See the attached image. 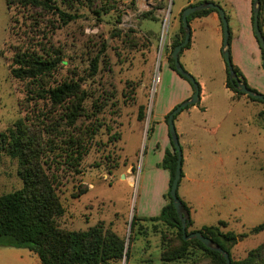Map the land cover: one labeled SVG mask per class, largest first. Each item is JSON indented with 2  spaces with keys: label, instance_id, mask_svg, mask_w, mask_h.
Here are the masks:
<instances>
[{
  "label": "rangeland",
  "instance_id": "374dc122",
  "mask_svg": "<svg viewBox=\"0 0 264 264\" xmlns=\"http://www.w3.org/2000/svg\"><path fill=\"white\" fill-rule=\"evenodd\" d=\"M62 1L59 5L75 14L68 23L54 13L34 11L36 20L16 4L0 0V132L21 119L43 140L51 137L66 146L70 133L83 139L88 151L77 166L66 157L45 156L49 172L58 175L57 191L66 208L58 218L60 226L87 230L104 223L125 239L128 264H162V251L179 245L178 229L163 221L138 219L130 240V224L144 200L138 172L147 168L148 158L158 159L147 136L151 111L157 110L160 96L168 94L167 56L174 37L181 36L177 10L186 0ZM28 41L53 44L60 61L47 84H76L74 94L57 101L38 91L36 82L11 74L14 46ZM157 71L160 81L155 85ZM236 96L248 102L235 104L236 124L231 116L223 120L225 111L217 105L201 108L194 117L204 128H191L188 143L180 142L185 167L190 164L199 175L191 193L194 202L184 201L198 223L224 220V230L247 233L231 247L235 259L263 244L254 263L264 264V229L250 233L264 222V103L246 94ZM140 104L145 106L143 120L138 119ZM75 105L80 115L73 124L67 113ZM186 110L177 116L187 118ZM18 168L17 159L0 153V195L23 185ZM128 168L132 185L120 173ZM83 188L88 191L74 197ZM25 250L29 264H43L34 251Z\"/></svg>",
  "mask_w": 264,
  "mask_h": 264
},
{
  "label": "trees",
  "instance_id": "16d2710c",
  "mask_svg": "<svg viewBox=\"0 0 264 264\" xmlns=\"http://www.w3.org/2000/svg\"><path fill=\"white\" fill-rule=\"evenodd\" d=\"M200 2L202 1H197L190 5ZM59 3L61 4L63 1L7 0L8 6L16 4L17 7L22 8L21 11L23 13L29 12L35 18L37 16L33 13L34 11H36L35 13H54L59 16L63 23H68L75 18V14L65 10ZM182 10L179 12L181 36L177 35L174 37L167 56L169 66L175 71L172 51L175 45L184 40L185 36V30L182 25ZM209 11L218 10L215 8L197 10L188 16V20L190 21L193 17L204 15ZM263 23L264 0H259V24L261 28ZM190 44L191 39L184 48ZM59 61V52L53 48V44H50V41H41L39 46L30 45L29 41L23 42V44L14 46L13 54L10 57V72L15 78L29 79L36 82L38 91L48 92L54 100L62 101L64 96L74 94L77 90L76 84L72 83L63 82L57 86L47 84L48 79L57 69ZM232 65L239 79L249 88L258 92L250 87L243 72L233 63ZM262 65L264 67V61ZM226 71V85L235 95H243L244 93L237 88L235 81L230 79L228 67ZM250 98L264 103L260 99ZM169 113L166 115V119ZM79 115L77 105L67 113V117L70 118L73 124L76 123ZM176 116L177 114L174 119ZM144 118L145 106L140 104L138 119L143 120ZM151 129L152 126L150 125L147 136H149ZM67 138L66 146L56 144L51 137L43 140L41 135L31 133L21 119L13 126L7 128L6 131L0 132V153L5 152L13 159L18 160V174L23 182L20 188L0 195V245L27 247L38 255L43 264H123L124 259L125 264H128L130 257L129 246H126L125 239L114 232L111 226L105 227L104 223H99L87 230H68L62 228L58 222V218L65 213L66 208L57 191L59 184L58 175L56 172H49L46 167L45 156L50 154L52 155L51 158L57 157V155L66 157L71 165L77 166L83 155L88 151L86 142L77 137V135L70 133ZM171 144L172 149H166L162 161L158 164L167 169L170 175L169 188L164 195L166 203L162 207L160 214L156 216L139 217L135 214L133 215L130 224V240L135 238L134 227L138 219L159 220L176 227L179 236L178 246L162 251V264H226L225 258L219 251L208 248L199 239L183 238L181 220L170 195V187L177 162V153L172 140ZM115 166L117 167L118 164H115ZM87 191L88 188H83L74 197H80ZM182 202L190 210L187 203L184 200ZM191 224L192 219L188 222L187 228ZM226 226L227 222L220 220L218 224H205L198 229H192L187 232L200 230L203 235L219 243L222 248L229 252L231 264H255L254 260L258 256L256 253L263 247V244L252 249L247 257L235 259L232 256L231 247L247 236V233L238 234L233 230H224L223 227ZM263 229L264 222L254 226L250 233H257Z\"/></svg>",
  "mask_w": 264,
  "mask_h": 264
},
{
  "label": "crops",
  "instance_id": "0c3cea01",
  "mask_svg": "<svg viewBox=\"0 0 264 264\" xmlns=\"http://www.w3.org/2000/svg\"><path fill=\"white\" fill-rule=\"evenodd\" d=\"M204 0H186L177 10V14L191 3ZM222 6L226 12L229 24V50L232 63L237 66L246 77L250 87L264 94V67L263 51L253 27V3L252 0H210ZM191 27V45L180 53L182 65L189 68L200 85V100L190 104L187 108V118L176 116L175 126L179 141L187 144L191 128L199 129L202 126L194 117L201 108L207 111L210 107H219L225 111L223 120L231 116L232 123L236 124L237 116H232L235 104L243 103L248 105L244 96H236L226 85L227 63L224 58L223 48V24L218 11H209L204 15L193 17L189 21ZM176 27V24H174ZM264 34V23L262 25ZM169 74L168 94L159 98L156 111H151L153 121L152 133L149 134V149L158 153V159L151 162L148 158L147 168L143 166L138 172L140 177L141 190L144 197L143 202L136 210L139 217H150L160 214L166 203L165 193L169 188V171L158 164L162 161L167 148L172 149L171 137L166 115L180 102L190 98L193 93L192 84L175 70L167 61ZM184 66V68H185ZM186 69V68H185ZM187 70V69H186ZM216 97V103L214 98ZM223 111V112H224ZM207 121V118L206 120ZM190 124V125H189ZM204 128V127H203ZM235 135L233 130L230 131ZM181 143V144H182ZM148 153H145V156ZM144 156V158H145ZM182 172L183 176L178 186L183 189L179 196L189 203L194 202L191 193L199 183V175L190 164L187 168L184 164L183 151ZM126 171H121L122 177L128 179L129 185L133 184L134 178ZM158 179H154V177ZM183 183V184H181ZM182 185V186H181ZM141 192V191H140ZM188 205V204H187ZM190 211L192 229H198L205 223H198ZM208 225V224H207ZM26 247L0 245V264H29V254ZM40 259V258H39ZM41 261V260H40Z\"/></svg>",
  "mask_w": 264,
  "mask_h": 264
},
{
  "label": "water",
  "instance_id": "95a60500",
  "mask_svg": "<svg viewBox=\"0 0 264 264\" xmlns=\"http://www.w3.org/2000/svg\"><path fill=\"white\" fill-rule=\"evenodd\" d=\"M207 8L217 9L222 19L223 33H224L222 52H223L224 58L227 63V67L230 72V79L232 81H235L237 88L244 94L264 101V94L260 92H256L252 90L251 88H249L243 81L239 79L236 71L233 68L231 57H230V50H229V35H230L229 24H228L226 12L222 8V6L210 0H204L200 3L186 6L182 10V25L185 30L184 40L178 43L177 45H175L172 51V56L174 59V65H175L176 71L180 75L186 77L191 82L193 86V93L190 98L185 99L184 101L180 102L176 107H174L170 111L168 118H167L170 137H171V140L173 142V145L177 153V162H176L174 178H173V181L170 187V195L172 197L176 212L178 213L180 220H181L183 238L184 239H193V238L199 239L208 248L219 251L221 255L225 258L226 264H231V257H230L229 252L226 251L224 248H222V246L219 243L215 242L210 237L203 235L200 230H195L190 233L187 232V225H188V222L190 221V211L186 208V206L184 205V203L182 202L181 198L178 195V186L182 178L183 152H182V147L179 141V136L176 130L174 117L177 113H179L186 106L190 104H195L199 102L200 100V85L198 81L196 80V78L188 70H186L184 66L182 65L180 61V53L183 50L184 46H186V44L191 39V27L189 24L188 16L197 10H202V9H207ZM253 16H254V19H253L254 31L258 38L260 46L263 49V53H264V34L259 24V0H253ZM263 61H264V55H263Z\"/></svg>",
  "mask_w": 264,
  "mask_h": 264
},
{
  "label": "built area",
  "instance_id": "2783aa9c",
  "mask_svg": "<svg viewBox=\"0 0 264 264\" xmlns=\"http://www.w3.org/2000/svg\"><path fill=\"white\" fill-rule=\"evenodd\" d=\"M160 81V75L159 72L157 71L155 74V85Z\"/></svg>",
  "mask_w": 264,
  "mask_h": 264
}]
</instances>
